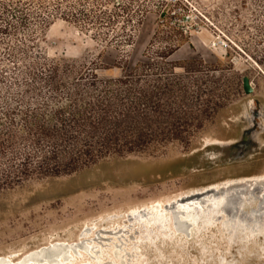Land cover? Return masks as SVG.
I'll list each match as a JSON object with an SVG mask.
<instances>
[{"label":"rangeland","instance_id":"rangeland-1","mask_svg":"<svg viewBox=\"0 0 264 264\" xmlns=\"http://www.w3.org/2000/svg\"><path fill=\"white\" fill-rule=\"evenodd\" d=\"M76 2L0 0V99L12 92L15 98L32 84L40 86L41 71L53 56L95 61L99 76H120L148 60L147 47L158 31L155 46L161 40H186L170 60H196L176 68L185 77L188 95L193 94L187 114L167 112L163 96L159 101L165 112L156 115V133L179 119L185 137L157 140L149 149L111 154L72 173L0 189V256L11 255L15 262L52 242L79 241L87 228L95 236L99 229L124 221L122 216L132 208L164 204L191 188L227 178L264 174V0H110L128 6L131 14L146 9L132 42L124 46L65 20L61 11L72 10ZM244 76L254 88L250 94L243 89ZM197 95L200 104L194 106ZM245 129L255 143L242 155L231 154L220 142L240 140ZM256 201H249L246 210L257 206ZM195 228L184 237L167 232L140 241L128 232L121 240L133 254V264H264V236L251 226L255 235L248 229L242 238L235 234L237 239L223 222L200 235ZM75 252L45 255L43 264H105L111 258L103 251L98 263L90 249Z\"/></svg>","mask_w":264,"mask_h":264},{"label":"trees","instance_id":"trees-1","mask_svg":"<svg viewBox=\"0 0 264 264\" xmlns=\"http://www.w3.org/2000/svg\"><path fill=\"white\" fill-rule=\"evenodd\" d=\"M72 8L61 11L65 20L117 46L132 42L145 9L131 14L128 6L110 0H78ZM44 20L49 23L48 16ZM157 37L158 31L147 47L148 60L120 76H99L95 61L53 56L41 71L40 86L25 83L28 90L1 98L0 189L72 173L111 154L149 149L157 140L185 137L179 119L157 133L155 122L166 106L174 116L187 114L193 94L188 95L176 68L196 60H170L186 40H161L155 46ZM163 96L166 106L159 101ZM200 100L195 96L193 105Z\"/></svg>","mask_w":264,"mask_h":264},{"label":"bare ground","instance_id":"bare-ground-1","mask_svg":"<svg viewBox=\"0 0 264 264\" xmlns=\"http://www.w3.org/2000/svg\"><path fill=\"white\" fill-rule=\"evenodd\" d=\"M254 137L257 139L255 134ZM230 142L232 141H221L220 143L227 145ZM255 191L257 194L254 195ZM253 200H257V206H250V210H246L248 202L251 203ZM122 217L125 219L122 220L124 225L119 222L112 228L105 226L99 229L95 236H93L94 231L91 232L90 228H87L83 234H80L79 241L52 242L23 253L22 259L18 256L20 260L16 262L11 255L0 256V264H33L36 262L43 264L46 260L44 259L45 255H62L69 250L75 252L81 248L90 249L95 255L93 258L98 263L103 262L102 254H105L103 251H108L111 258L109 261L105 258L104 260L108 261L105 264H133V254L124 248L125 241L121 240L124 238L123 235L128 232L140 241L161 238L160 235L167 236V232L184 237L189 235L192 227L196 226L195 234L198 235L202 229H209L215 224L219 225V222L220 224L223 222L224 229L229 230L226 232L232 238H235L237 234L242 238L246 233L248 234L250 226L254 228L253 232H257L262 237L264 236V174L255 173L250 176L227 178L216 183L191 188L176 197L174 196L164 204L132 208ZM126 218L130 224H127ZM244 224L249 225L247 231ZM251 228L249 230L254 234ZM118 235H122V237L115 238ZM132 244L134 247L137 246L133 242ZM114 254L115 256H113ZM114 257L117 258V261L114 260ZM64 262L61 261L58 264H66ZM76 264L90 263L79 261Z\"/></svg>","mask_w":264,"mask_h":264},{"label":"water","instance_id":"water-1","mask_svg":"<svg viewBox=\"0 0 264 264\" xmlns=\"http://www.w3.org/2000/svg\"><path fill=\"white\" fill-rule=\"evenodd\" d=\"M243 89L247 94L252 93L254 90L250 78L248 76L243 77ZM250 132V129H245L243 137L240 140L233 143H229L228 145L224 146H226V148L230 151L231 154L242 155L246 153L251 148V145L255 143V140L253 139Z\"/></svg>","mask_w":264,"mask_h":264}]
</instances>
